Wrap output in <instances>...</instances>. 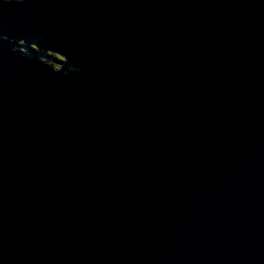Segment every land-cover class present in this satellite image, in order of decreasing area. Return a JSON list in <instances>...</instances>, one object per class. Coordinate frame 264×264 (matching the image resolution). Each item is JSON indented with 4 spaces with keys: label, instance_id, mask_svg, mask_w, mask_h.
Here are the masks:
<instances>
[{
    "label": "water",
    "instance_id": "obj_1",
    "mask_svg": "<svg viewBox=\"0 0 264 264\" xmlns=\"http://www.w3.org/2000/svg\"><path fill=\"white\" fill-rule=\"evenodd\" d=\"M0 264H264V0H0Z\"/></svg>",
    "mask_w": 264,
    "mask_h": 264
},
{
    "label": "trees",
    "instance_id": "obj_2",
    "mask_svg": "<svg viewBox=\"0 0 264 264\" xmlns=\"http://www.w3.org/2000/svg\"><path fill=\"white\" fill-rule=\"evenodd\" d=\"M51 54H52V58L49 60V62L53 64L56 68H60L61 65L59 62H63V57L55 53H51Z\"/></svg>",
    "mask_w": 264,
    "mask_h": 264
}]
</instances>
